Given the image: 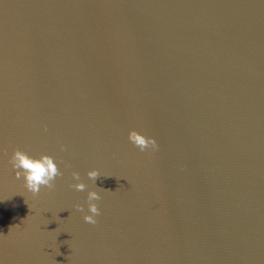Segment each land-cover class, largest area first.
<instances>
[{"label":"water","instance_id":"95a60500","mask_svg":"<svg viewBox=\"0 0 264 264\" xmlns=\"http://www.w3.org/2000/svg\"><path fill=\"white\" fill-rule=\"evenodd\" d=\"M0 264H264V0H0Z\"/></svg>","mask_w":264,"mask_h":264},{"label":"clouds","instance_id":"9594fccd","mask_svg":"<svg viewBox=\"0 0 264 264\" xmlns=\"http://www.w3.org/2000/svg\"><path fill=\"white\" fill-rule=\"evenodd\" d=\"M129 140L136 145L141 151L146 149L156 150L158 149V143L155 137L147 136L144 133L135 129L129 132ZM11 164L16 169L17 179L23 177L27 189L33 194H39L42 186H46L51 189L54 187V181L58 176L63 175L60 171L53 156L43 154L39 157L30 156L27 152L16 149L11 157ZM88 177L96 181L99 176V172L96 169H92L87 173ZM75 183L71 186L77 191H84L86 184L81 180L80 173L74 171L72 173ZM88 210L90 214H85L84 220L88 223L95 224L96 216L99 215L100 209L94 202L100 199V194L91 190L88 192ZM80 210H83L82 205H77Z\"/></svg>","mask_w":264,"mask_h":264}]
</instances>
